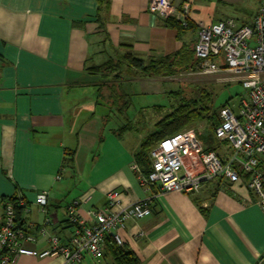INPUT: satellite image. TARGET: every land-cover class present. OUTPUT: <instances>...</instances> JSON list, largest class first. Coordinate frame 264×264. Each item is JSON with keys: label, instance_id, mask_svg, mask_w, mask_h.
I'll return each mask as SVG.
<instances>
[{"label": "crops", "instance_id": "0c3cea01", "mask_svg": "<svg viewBox=\"0 0 264 264\" xmlns=\"http://www.w3.org/2000/svg\"><path fill=\"white\" fill-rule=\"evenodd\" d=\"M169 1L189 4L191 24L202 21L194 13L208 2ZM217 1L236 5L241 17L223 19L241 25L257 11L248 10V0ZM148 3L0 0V223L2 201L21 198L18 229L33 239L25 248H49L42 228L67 246L73 232L67 207L78 202L88 222V211L103 208L106 194L118 191L124 205L152 198L148 217L128 220L115 233L129 256L121 262L107 240L101 259L85 255L79 264H264V215L244 177L223 188L207 183L197 195H156L131 169L143 140L133 141L123 130L125 113L118 109L127 91L119 83L111 87L110 74L91 69L125 54L145 63L161 59L192 49L196 40L194 27L167 25L148 13ZM42 192L45 212L35 204ZM13 264L62 259L19 256Z\"/></svg>", "mask_w": 264, "mask_h": 264}, {"label": "built area", "instance_id": "2783aa9c", "mask_svg": "<svg viewBox=\"0 0 264 264\" xmlns=\"http://www.w3.org/2000/svg\"><path fill=\"white\" fill-rule=\"evenodd\" d=\"M147 11L163 20L173 19L183 28L191 23L187 3L175 7L169 0H149ZM192 26L196 33L193 51L198 73L229 75L243 89L236 103L221 109L219 123L213 130L214 139L224 150L230 149L231 154L207 150L199 135L182 131L162 139L150 150L151 169L147 175L135 163L131 169L139 185L146 191L155 187L156 195L168 192L197 195L207 183L218 181L223 188L239 183L244 177L247 189L264 215V0H258V9L249 25L229 18L209 24L196 21ZM121 198L118 191L108 192L103 208L88 211V222L79 215L78 202H73L67 207L68 221L73 225L68 245H59L58 239L42 228L40 235L49 244L42 252L24 246L33 239L19 231L15 222L14 204L25 206L21 198L14 203L3 200L0 264H13L19 256H59L62 264H79L85 255L101 259L107 240L122 246L115 233L128 220L138 221L151 214L152 198L130 205L122 204ZM35 204L45 212L47 194L39 193ZM139 236L142 233L136 238Z\"/></svg>", "mask_w": 264, "mask_h": 264}, {"label": "rangeland", "instance_id": "374dc122", "mask_svg": "<svg viewBox=\"0 0 264 264\" xmlns=\"http://www.w3.org/2000/svg\"><path fill=\"white\" fill-rule=\"evenodd\" d=\"M199 5V13L195 12V18L207 21L224 20L223 18L241 17L235 11V6L223 4L217 0H205ZM238 7V6H237ZM247 8L251 12L258 9V0H248ZM257 8V9H256ZM246 20L250 19L246 13ZM250 24V23H249ZM197 65V63H196ZM181 72L168 78L144 77L138 71L132 70L128 74L123 67L118 70L119 85L127 91V98L122 109L125 113L124 125L127 134L133 141L140 142L154 130V124L172 111V107L181 102L195 101L196 107L207 106L218 114L227 103H236L242 96L243 89L240 84L225 74L200 75L196 69ZM231 79V80H230ZM116 82H111L114 85ZM203 92L208 93V101L201 96ZM177 93L178 96H174ZM130 99V100H129ZM120 124H123L120 122ZM215 128V127H214ZM210 130L207 119L191 123L182 131H193L200 137L206 136ZM218 154H231L230 149L224 150L221 144L215 141L212 146Z\"/></svg>", "mask_w": 264, "mask_h": 264}, {"label": "trees", "instance_id": "16d2710c", "mask_svg": "<svg viewBox=\"0 0 264 264\" xmlns=\"http://www.w3.org/2000/svg\"><path fill=\"white\" fill-rule=\"evenodd\" d=\"M107 1L108 0H96L99 7L105 6ZM165 21L167 25L185 29L173 19H167ZM191 27L193 26L191 23H189L188 28ZM196 63L197 60L194 56L193 48L188 49L184 47L182 50L175 54L165 56L161 59L148 61L146 63L142 60L133 58L130 54H125L116 58L114 61H111V59H109L102 66L94 67L91 70H94L95 72H105L107 74H110L111 78H109V80L111 84V82L119 83L118 70L122 69L123 67L128 74H130L132 70H135L144 77L168 78L181 72H186L194 69ZM174 96H178V94L175 93ZM201 98H203L205 101H208V93L203 92V96H201ZM125 109H122V106L120 105L118 110L119 112L123 113ZM204 119L208 120L210 124V130L216 127L219 123V117L215 110H210V108L207 106L197 108L195 101L181 102L178 105L172 107V111L164 116L161 120L157 121L154 124V130L149 135H147L140 143L138 149L134 153V163L140 167L143 174L147 175L151 169L148 157L149 152L159 141L166 137H170L179 132H182V130H184L194 121ZM123 130L127 131V127L124 126ZM201 139L207 150H214L212 146L215 144L216 140L214 139L213 132H209L206 136H202ZM8 200L14 203L18 200V198L11 197ZM14 205H16L15 222L17 224V228H19L20 225L18 226V223H20L21 221V208L23 207H20L17 204ZM110 249L113 255L118 257L117 259H119L121 262H124V260L129 256L128 251L124 249V247H119L114 243L111 245Z\"/></svg>", "mask_w": 264, "mask_h": 264}]
</instances>
